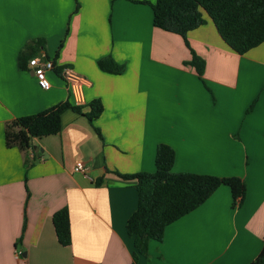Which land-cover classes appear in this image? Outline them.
Returning a JSON list of instances; mask_svg holds the SVG:
<instances>
[{
    "label": "crops",
    "instance_id": "1",
    "mask_svg": "<svg viewBox=\"0 0 264 264\" xmlns=\"http://www.w3.org/2000/svg\"><path fill=\"white\" fill-rule=\"evenodd\" d=\"M152 2L0 0V264H247L264 245V41L238 54L209 18L183 38L153 25ZM35 38L44 44L29 58L55 65L47 89L28 58L17 63ZM191 50L205 61L200 76L187 64ZM107 55L122 73L98 67ZM63 66L86 80L81 113L66 109L60 131L35 138L25 153L5 146L7 120L74 104ZM96 98L103 110L89 121ZM159 143L173 149L171 171L238 176L245 195L236 205L220 185L134 260L126 222L136 181L120 174L155 171ZM79 161L87 176L74 170ZM62 206L67 246L51 221Z\"/></svg>",
    "mask_w": 264,
    "mask_h": 264
},
{
    "label": "trees",
    "instance_id": "2",
    "mask_svg": "<svg viewBox=\"0 0 264 264\" xmlns=\"http://www.w3.org/2000/svg\"><path fill=\"white\" fill-rule=\"evenodd\" d=\"M153 25L185 38L187 31L198 27L209 18L224 42L236 53L247 50L264 41V0H154L150 3ZM43 38L30 40L18 55V66L24 67L25 59L42 46ZM187 64L200 76L205 61L193 50ZM105 72L120 74L125 66L110 55L97 60ZM56 71L59 73L58 69ZM84 113L89 121L97 118L103 110L100 99H93ZM66 109L81 113L82 106L68 100L58 102L33 114L9 119L4 125L5 146H17L27 152L37 137L56 134L61 129V115ZM97 134L98 129L94 127ZM173 149L159 143L155 153V171L120 174L135 179L137 206L126 222L128 234L133 238L136 260L139 255L148 257L149 240L159 241L164 228L182 215L202 204L220 185L230 189L233 203L239 205L244 198L246 184L238 176H216L190 172H173ZM100 179L96 181L98 184ZM51 221L57 241L64 246L71 243L69 211L62 206L53 212ZM25 225V219L23 227ZM264 263V245L247 264Z\"/></svg>",
    "mask_w": 264,
    "mask_h": 264
},
{
    "label": "built area",
    "instance_id": "3",
    "mask_svg": "<svg viewBox=\"0 0 264 264\" xmlns=\"http://www.w3.org/2000/svg\"><path fill=\"white\" fill-rule=\"evenodd\" d=\"M28 65L37 81L38 86L42 89L49 88L51 84L47 77V72L54 69L55 65L53 61L44 55L41 57L34 56L29 58ZM60 75L65 82V86L72 97L74 104H83V86L86 83L85 78L70 66L61 67ZM74 170L87 176L88 169L86 164L82 161H79L75 164ZM20 254L21 251L17 250L16 255L20 256Z\"/></svg>",
    "mask_w": 264,
    "mask_h": 264
}]
</instances>
